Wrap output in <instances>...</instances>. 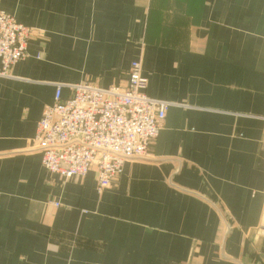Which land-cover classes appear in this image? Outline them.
Segmentation results:
<instances>
[{
    "label": "crops",
    "instance_id": "obj_1",
    "mask_svg": "<svg viewBox=\"0 0 264 264\" xmlns=\"http://www.w3.org/2000/svg\"><path fill=\"white\" fill-rule=\"evenodd\" d=\"M29 28L0 77V264H264V0H0ZM171 103L109 187L46 173L36 124L71 86ZM57 202L58 207L53 203Z\"/></svg>",
    "mask_w": 264,
    "mask_h": 264
},
{
    "label": "built area",
    "instance_id": "obj_2",
    "mask_svg": "<svg viewBox=\"0 0 264 264\" xmlns=\"http://www.w3.org/2000/svg\"><path fill=\"white\" fill-rule=\"evenodd\" d=\"M29 34L0 10V77L27 57ZM69 88L62 99V86H56L52 104L36 124L33 149L45 172L62 179L85 178L93 170L100 191L122 173L125 161L147 156L171 103L148 97L138 62L130 64L124 87L81 83Z\"/></svg>",
    "mask_w": 264,
    "mask_h": 264
}]
</instances>
